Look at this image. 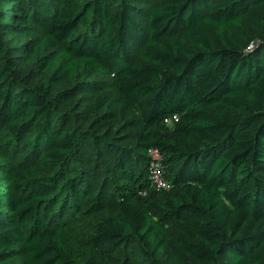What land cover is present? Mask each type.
I'll list each match as a JSON object with an SVG mask.
<instances>
[{
    "label": "trees",
    "instance_id": "trees-1",
    "mask_svg": "<svg viewBox=\"0 0 264 264\" xmlns=\"http://www.w3.org/2000/svg\"><path fill=\"white\" fill-rule=\"evenodd\" d=\"M137 1L0 0V264H79L67 232L97 209L100 169L116 205L89 225L91 250L123 264H264V0H160L146 35ZM85 91L86 107H69ZM131 111L130 144L113 145ZM152 148L168 189L147 180Z\"/></svg>",
    "mask_w": 264,
    "mask_h": 264
},
{
    "label": "rangeland",
    "instance_id": "rangeland-1",
    "mask_svg": "<svg viewBox=\"0 0 264 264\" xmlns=\"http://www.w3.org/2000/svg\"><path fill=\"white\" fill-rule=\"evenodd\" d=\"M160 0H140L137 2H133V5L137 8L139 17L141 18V25L143 29L144 35L147 33V18L149 14V10L152 6L158 4ZM144 37V36H143ZM28 39L25 37H15L13 38L12 45H16L20 42H25ZM133 53L135 57L137 56L138 53V47H133ZM15 55H17L19 62H21V59L25 56V53L23 50H16ZM22 61H25V65L27 67H30V63L26 62L25 59H22ZM90 79L98 82L101 81L103 82L104 87H107L108 90L111 93H114V87L110 85V79L111 75H105L101 73H96L90 77ZM90 92H81V94L77 95L74 98H71L66 101V103L70 106L73 105V108L75 111H82L86 107V99L90 97ZM129 125L130 128L126 130V128H123L120 122L115 121L113 123V126L109 129L110 133L107 135L108 140L113 143V145L120 144V145H129L130 141L129 140H123L124 137L130 136L133 131L136 129L135 126V121L136 117L133 111L129 113ZM78 122L77 118H73L72 121L67 122L68 127H73L77 125ZM84 129L86 126L84 125ZM6 136L3 133H0V145L5 143ZM6 145V144H5ZM88 148L90 151V154L87 156L93 157L96 152H95V144L92 141V139L89 138L88 141ZM115 151V150H113ZM15 159V162L17 163L21 157L24 156L25 154V149H23V142H20L14 152L9 151ZM92 178V189L90 192L89 197H96L99 196L98 198V204H97V209L91 213V214H81L79 215V221L80 222H75L72 223L70 229L67 232L68 235V244L71 248L72 254L74 259L79 263V264H123L118 258H113V259H107L100 253L91 250L89 247L85 246L83 238L85 237L86 232L89 229V225L101 218L102 216H106L109 214H112L114 209H115V198L111 196V185H109L106 189L104 186V172L103 170H97L92 173L91 175ZM105 192V197L104 200L102 196H100L101 192ZM107 203L109 207H104L103 204ZM17 247L21 248L22 244L19 243L17 244ZM17 261L18 263H22L24 261L22 251L19 252L17 255Z\"/></svg>",
    "mask_w": 264,
    "mask_h": 264
},
{
    "label": "built area",
    "instance_id": "built-area-1",
    "mask_svg": "<svg viewBox=\"0 0 264 264\" xmlns=\"http://www.w3.org/2000/svg\"><path fill=\"white\" fill-rule=\"evenodd\" d=\"M174 120H176V116H173L170 121ZM161 159V154L157 149H149L147 154V180L153 188L168 189L170 187V184L167 178L165 177L164 167L161 162Z\"/></svg>",
    "mask_w": 264,
    "mask_h": 264
}]
</instances>
